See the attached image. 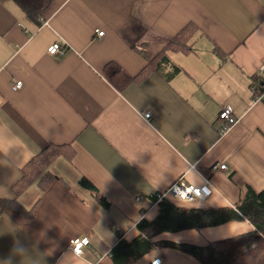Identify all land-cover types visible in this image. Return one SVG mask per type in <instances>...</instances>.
<instances>
[{
	"label": "crops",
	"instance_id": "1",
	"mask_svg": "<svg viewBox=\"0 0 264 264\" xmlns=\"http://www.w3.org/2000/svg\"><path fill=\"white\" fill-rule=\"evenodd\" d=\"M42 18L47 25L0 0V200L35 212L18 222L0 207V264H112L119 239L132 241L137 223L158 215L149 198L179 179L210 181L208 199L177 204L188 208L234 207L247 187L264 191V102L253 103L250 88L264 66V0H52ZM189 24L192 51L168 53L161 73L122 92L103 77L109 62L137 76ZM55 43L67 51L49 55ZM225 107L233 124L219 136ZM49 144L74 155L52 163L47 189L34 183L15 196L22 167ZM218 163L225 170L212 173ZM253 229L229 222L152 242L204 246ZM82 238L89 245L75 256L70 241ZM156 258L200 264L158 245L135 264Z\"/></svg>",
	"mask_w": 264,
	"mask_h": 264
},
{
	"label": "trees",
	"instance_id": "2",
	"mask_svg": "<svg viewBox=\"0 0 264 264\" xmlns=\"http://www.w3.org/2000/svg\"><path fill=\"white\" fill-rule=\"evenodd\" d=\"M12 1L36 23L52 2V0ZM197 34L198 31L194 25L185 26L135 77H129L114 62H109L104 66L102 75L118 92H122L130 84L141 82L151 72L161 73L170 66L168 53H190ZM175 69L179 71L176 66ZM250 88L254 89L258 95L263 94L264 76H253ZM73 155L68 145H47L22 167L21 178L12 186L14 195L19 196L34 183L42 189H47L55 179L49 171L52 163L60 157H72ZM81 182L92 190V186L87 181L82 180ZM97 201L102 206L108 205L103 197H98ZM155 201V195L149 198L151 204ZM157 205L159 212L152 221L142 219L137 223L139 234L136 238L132 241L120 238L111 249L109 255L112 264H135L157 245L181 251L195 258L200 264H253L264 251V191L256 192L247 187L234 207L188 208L177 205L171 200H162ZM0 207L3 212L18 222L31 220L35 213L34 209L29 212L24 211L15 201L0 200ZM240 221H247L254 229L231 238L209 242L204 246L168 241L152 242L153 238L162 233L200 230Z\"/></svg>",
	"mask_w": 264,
	"mask_h": 264
},
{
	"label": "built area",
	"instance_id": "3",
	"mask_svg": "<svg viewBox=\"0 0 264 264\" xmlns=\"http://www.w3.org/2000/svg\"><path fill=\"white\" fill-rule=\"evenodd\" d=\"M38 23L40 25H47V22L41 17L38 19ZM23 28V27H22ZM24 29V28H23ZM97 37H102L104 35V32H96ZM48 54L51 56L58 55V54H64L67 51V48H61V46L58 43H55L51 45L48 48ZM258 77L264 76V66H260L257 72ZM21 82H16L12 85L13 90H18L21 88ZM251 94H252V102H264V93L263 94H256L255 90L251 88ZM231 114L232 110L229 107H225L221 110L219 113V127L217 129V133L219 136H223L226 134L229 129L231 128L233 122H231ZM151 114L147 113L144 115V119L146 121L150 120ZM225 166L221 163L215 164L211 171L212 173L218 172V171H224ZM212 195V190L210 187V181L205 179L204 182L201 185H193V184H187L182 179H179L177 182H175L172 186L168 188L167 191L164 193L156 194V201L158 202L162 200H171L177 204H183V205H193L197 202H202L208 199ZM144 201V198L142 196H135L134 202L140 203ZM89 245L88 238H82V239H75L70 241V248L72 253L75 256H81L83 252V248ZM163 262L162 258H156L152 261L151 264H161Z\"/></svg>",
	"mask_w": 264,
	"mask_h": 264
}]
</instances>
